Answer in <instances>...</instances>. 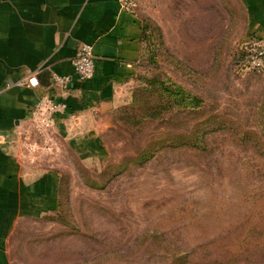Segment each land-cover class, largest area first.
<instances>
[{
	"label": "rangeland",
	"instance_id": "1",
	"mask_svg": "<svg viewBox=\"0 0 264 264\" xmlns=\"http://www.w3.org/2000/svg\"><path fill=\"white\" fill-rule=\"evenodd\" d=\"M135 13L141 63L95 152L17 135L60 198L16 228L13 264H264V77L237 70L241 5L139 0ZM173 84L202 104L175 105Z\"/></svg>",
	"mask_w": 264,
	"mask_h": 264
},
{
	"label": "crops",
	"instance_id": "2",
	"mask_svg": "<svg viewBox=\"0 0 264 264\" xmlns=\"http://www.w3.org/2000/svg\"><path fill=\"white\" fill-rule=\"evenodd\" d=\"M237 1L244 39L264 37V0ZM81 42L92 46L93 75L62 89L51 76L75 79L73 58ZM142 53V20L117 0H0V264H13L9 241L21 222L59 205L58 173L32 177V165L18 155L17 135L37 99L46 94L65 103V112L54 117L55 134L80 151L95 152L94 131L103 130L125 98ZM30 75L36 86L15 84Z\"/></svg>",
	"mask_w": 264,
	"mask_h": 264
},
{
	"label": "built area",
	"instance_id": "3",
	"mask_svg": "<svg viewBox=\"0 0 264 264\" xmlns=\"http://www.w3.org/2000/svg\"><path fill=\"white\" fill-rule=\"evenodd\" d=\"M120 8L124 11L135 13L139 0H117ZM237 70L247 74L254 73L264 77V37L251 35L244 39L241 44L240 54L236 61ZM75 79L71 75L53 73L51 81L62 89H67L74 80L78 82L90 78L94 72V55L92 46L81 42L73 58ZM16 85L32 87L37 85L35 75L27 76L15 83ZM66 110V104L56 101L50 96L41 95L29 112L28 119L20 128L19 133L24 137L30 134L46 139L54 132V117Z\"/></svg>",
	"mask_w": 264,
	"mask_h": 264
},
{
	"label": "trees",
	"instance_id": "4",
	"mask_svg": "<svg viewBox=\"0 0 264 264\" xmlns=\"http://www.w3.org/2000/svg\"><path fill=\"white\" fill-rule=\"evenodd\" d=\"M143 24V22H142ZM144 25H143V38H144ZM142 58V57H141ZM175 87L163 85V89L167 90V96L174 102L175 105L196 108L202 104V99L196 95L191 94L189 91L184 89L181 85L173 84ZM163 90V91H164Z\"/></svg>",
	"mask_w": 264,
	"mask_h": 264
}]
</instances>
